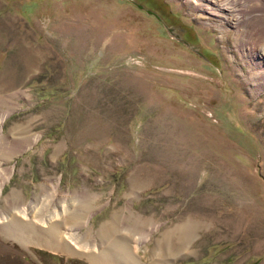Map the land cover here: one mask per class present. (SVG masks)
<instances>
[{
  "label": "rangeland",
  "instance_id": "374dc122",
  "mask_svg": "<svg viewBox=\"0 0 264 264\" xmlns=\"http://www.w3.org/2000/svg\"><path fill=\"white\" fill-rule=\"evenodd\" d=\"M133 1L172 34L130 0H0V222L264 264V0ZM0 264L93 263L0 232Z\"/></svg>",
  "mask_w": 264,
  "mask_h": 264
},
{
  "label": "bare ground",
  "instance_id": "6f19581e",
  "mask_svg": "<svg viewBox=\"0 0 264 264\" xmlns=\"http://www.w3.org/2000/svg\"><path fill=\"white\" fill-rule=\"evenodd\" d=\"M194 5H197L196 2ZM211 12L207 7L201 9V13L211 15ZM1 123L0 120V132ZM53 194L55 195V193ZM68 213V209L61 208L60 213L56 211L49 219H46L34 217L28 212L26 214L23 210L20 212L22 219H24L22 220L23 223L3 224L0 222V232L23 246L37 245L54 252L78 254L85 256L93 264H140L137 255L139 240H135L130 251L125 236L120 234L124 230H121L115 237L117 239L111 238L106 241L105 245L97 248L94 244L91 248L77 238V233L69 232L70 230L64 228L63 222L57 220L61 216H67ZM0 219L1 221L4 220L2 217Z\"/></svg>",
  "mask_w": 264,
  "mask_h": 264
},
{
  "label": "water",
  "instance_id": "95a60500",
  "mask_svg": "<svg viewBox=\"0 0 264 264\" xmlns=\"http://www.w3.org/2000/svg\"><path fill=\"white\" fill-rule=\"evenodd\" d=\"M130 1H131L132 5L135 6L139 11H140V10L144 11L145 14H146L147 16L152 17V18H156V19L158 20V22L162 23V26L164 25L163 20L160 19V17L158 16V14H156L155 12H151V11H149L144 5H138V4L135 3V1H133V0H130ZM164 26H165V25H164ZM164 26H163V27H164ZM164 29H165L166 31H168L170 34H172L171 29H170L169 27L166 26V27H164ZM186 46H187V45H186ZM187 47L190 48L189 46H187ZM191 49H193V48H191Z\"/></svg>",
  "mask_w": 264,
  "mask_h": 264
}]
</instances>
